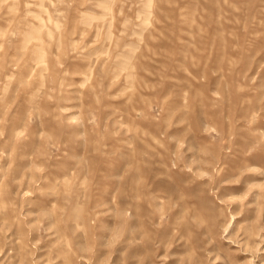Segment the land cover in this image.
I'll use <instances>...</instances> for the list:
<instances>
[{
  "label": "rangeland",
  "instance_id": "obj_1",
  "mask_svg": "<svg viewBox=\"0 0 264 264\" xmlns=\"http://www.w3.org/2000/svg\"><path fill=\"white\" fill-rule=\"evenodd\" d=\"M0 264H264V0H0Z\"/></svg>",
  "mask_w": 264,
  "mask_h": 264
}]
</instances>
